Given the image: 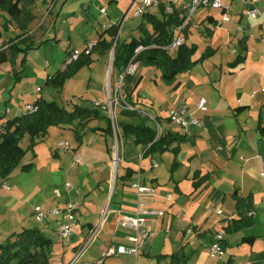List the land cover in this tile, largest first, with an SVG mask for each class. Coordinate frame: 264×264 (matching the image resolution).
<instances>
[{"label":"crops","instance_id":"crops-1","mask_svg":"<svg viewBox=\"0 0 264 264\" xmlns=\"http://www.w3.org/2000/svg\"><path fill=\"white\" fill-rule=\"evenodd\" d=\"M108 1L117 2V0ZM222 3L229 7L230 20L228 22L221 24L222 11L214 12L212 10L215 9L212 8H200L212 10L196 18L197 25L205 34V48H202L200 55L196 53L194 59H198L207 46L215 49L212 57L176 75L172 81H165L158 68L150 70L139 64L136 74L124 83V91L132 92L135 108L142 112L146 111V108L150 109L153 128H156L155 121H157L163 127V133L176 132L171 124H167V121L181 106H186L194 116L201 118V126L194 127L186 136V141L180 144L179 155L176 158L177 165L174 168H172L175 161L173 153L170 151V154H166L167 151L163 154L171 163L172 173L168 183H162L160 177L153 173L152 167H158L159 164L151 155L152 163L149 169L148 164L146 167L142 166L145 159L142 147L122 138L121 131L114 121L112 123L119 134V166L113 165L112 151L108 150L112 145L109 143V138L102 131L94 130L97 127H105L106 124H96L92 128L94 133L104 136L105 148L101 154H96L90 142H86L83 148L84 137L80 134L79 128L83 130L84 127L78 126V133L82 135L79 138L73 126H63L72 129L76 138L79 139L78 146L70 151L74 162L78 165L75 175L80 177L83 187L76 188L69 200L64 199L65 205L60 207L64 209L70 205L76 206L74 235L69 241L60 240L59 226L63 221L62 216L50 215L46 222H37L34 211L39 207L28 209L25 216V220H28L26 228L39 227L52 240V264H57L56 260L62 263L68 261L67 264H96L102 250L108 245H129L127 237L132 234V231L119 227L117 222L121 215H134L136 212L138 198L131 183L137 182L139 177L143 184L156 188L155 196L144 199L147 207L162 209L165 215L149 220L147 243L138 256L121 254L107 258L102 264H163L157 261L156 256L172 254L182 247L188 256V264H204L201 257H197V251L191 244H195L196 239H199L203 245L206 242L211 246L215 235L218 232H224V227L237 218L236 202L232 198L235 190L241 197L249 195L253 197L254 209L250 212L253 224L232 235L224 232L222 255L214 257L208 252L209 256L216 259L215 264H264V137L258 130L259 123H264V92L261 91L264 89V30L261 26L255 34L252 29L245 28L243 32H238L243 10L245 13L248 8L257 9L258 0H229V2L222 0ZM130 7L131 4L123 18ZM150 9L151 12L159 13V7ZM177 9L180 10V7ZM231 9L234 10L231 11ZM233 14L237 15V19L231 21ZM262 15H264L263 12ZM119 21L116 19L114 23L117 24ZM125 21L126 19L122 27ZM191 24L192 22L184 32L187 43V39L189 40L193 35L195 28L193 27L195 24L193 26ZM133 32L135 35L130 33L129 36L138 37L140 35L137 28ZM131 37L123 40L128 41ZM241 40H244L245 49L240 44ZM230 44L239 45V49L234 47L226 52V46L229 47ZM239 55L245 56L244 62L232 67L231 63ZM107 76L106 72L105 78ZM139 78L140 83L136 87ZM75 94L74 96H81L79 92ZM201 97L206 99L209 107L208 112L204 114L197 110V102ZM35 100L36 98L31 97L24 104H32ZM241 107L243 109L239 111ZM121 109L122 106L117 113L119 117L116 122H129V119L121 115ZM21 114L24 113L17 108L11 110L6 119ZM0 124L4 125V122ZM59 144L53 152L54 156L62 154L63 150L58 149ZM176 145L174 144L173 147ZM73 150L76 151L75 153L82 151L85 160H88L89 156H92L93 160L102 159L103 169L94 168L91 161L83 164L81 159L73 154ZM75 157L79 159L78 162ZM137 162H139L138 167ZM58 168L61 169V166ZM127 170L133 173L129 180L124 179ZM196 172L209 176L208 180L197 189L192 183ZM85 174L88 176L84 181ZM89 178L94 181V189H90L86 183ZM69 186L71 187L68 183L67 187ZM95 190L99 191L94 194ZM59 195V192L55 194L56 197ZM168 195H171V198H168ZM107 198H111L112 204L104 215L108 207V203L105 205ZM88 202H93V206H88L86 204ZM59 204L61 203L56 202L54 207ZM46 210L50 208L43 209V211ZM97 226L99 231L94 240L86 251L73 261L79 252V247ZM12 233H7V236ZM76 235L78 239L74 240ZM250 236L255 237L253 242H243V238ZM167 262L169 264V260Z\"/></svg>","mask_w":264,"mask_h":264},{"label":"rangeland","instance_id":"rangeland-1","mask_svg":"<svg viewBox=\"0 0 264 264\" xmlns=\"http://www.w3.org/2000/svg\"><path fill=\"white\" fill-rule=\"evenodd\" d=\"M162 1L166 2V0ZM226 2H229V0H226ZM130 4L131 0H117V2L108 0H37L35 10L38 13V19L29 26V32L32 35L30 43L34 44V48L28 51L26 62L22 63L23 56L18 55L14 60L0 66V123L6 120L11 110L18 108L21 113H24L23 104L31 97L36 99L42 97L48 101L55 100L67 109H71L74 104L98 108L103 114L110 116L111 120L116 122L117 117H119L117 113L124 105V85L120 80V74L113 68L114 52L111 49V51L101 55L100 49L116 37L112 36L111 31L104 28V26H111L117 19L120 20L116 24L119 27L121 19ZM257 6L256 8L264 13V0H258ZM101 9H104L105 13H102ZM134 9L129 12V16L119 32L118 39L120 41L131 37L129 36L130 33L135 35L133 31H136L138 24L141 23L140 17H133ZM210 10L212 9H200L194 15V20L192 19L191 26L195 24L193 26L195 28L193 29V35L187 41L197 46L196 55H200L205 48V34L201 32V28L197 25L196 18ZM217 10L212 11L216 12ZM242 13V21L238 27L252 29L254 34L261 26L264 30V15L253 19L246 16L244 10ZM3 15L5 16V14ZM231 18V21H233L237 19V15L233 14ZM14 27L13 24L14 32H18ZM4 40L5 38L0 40V47L4 45ZM89 41L100 42V45L93 49L90 54H81L80 61L84 63V66L72 78L66 79L61 89L55 88L52 84H46L48 77L67 67L69 52H82ZM234 47L239 49V45L230 44L229 47L226 46L225 51L229 52ZM146 67L150 70L156 69L155 66ZM106 72L108 76L105 78ZM121 86L123 89H121ZM75 92H79L81 96H74ZM97 102H99V105H96ZM131 109L138 108L132 107ZM137 111L139 115L136 117L124 115L123 117L129 119L131 124H138L140 121L153 124L150 109L146 108L145 113L142 110ZM96 124L103 125L106 123L102 119H96L85 126L83 130L79 128V132L84 137L83 148L86 146V142H90L95 148L96 154H101L105 148L104 136L98 135L92 130ZM1 125L3 124H0V127ZM75 135V132L68 127L62 125L50 126L45 138L36 137L34 139V142L37 143L24 154L21 161V165L33 162V169L22 172L19 166L12 177L4 181L10 186L11 191L0 186V244L6 242L7 233L20 231L28 226L26 224L28 220H25L28 209L32 207L34 209L39 207L42 210L48 207L52 209L56 202H60L59 207H61L65 205L66 201L64 199L69 200L70 195L74 194L76 188L83 187L80 183V177L75 175L78 165L74 162L70 151L79 144V139ZM108 138L110 145L112 144V158L115 154L118 159V130L114 138L111 136ZM60 142H67L68 150L63 149L60 156H54L53 152ZM30 143V137L26 135L21 142V146L27 149ZM73 151V154L79 157L83 164L86 161H91L94 168L103 169L104 161L102 159L93 160V157L89 156L90 160H85L82 151H78V153H75V150ZM164 153L151 155L159 164L158 167H152V171L160 177L162 183H168L172 173L170 171L171 163L167 161L165 155H163ZM166 154H170V151ZM148 157V159H144L142 166L146 167L148 164L147 168L149 169L152 160L150 156ZM112 162H114L113 159ZM136 165L138 167L139 162ZM58 166H61V169ZM88 170L90 169L88 168ZM87 176L88 174H85L83 180ZM2 180L0 178V182ZM68 183L71 187H67ZM86 183L90 189H94V181L89 178ZM97 191L95 190L94 194ZM57 192L60 195L56 197ZM56 198L58 199L56 200ZM111 198H107L105 202V205L108 203V209L112 204ZM86 204L90 207L93 206V202ZM75 238L78 239L77 235L73 239L75 240ZM195 242L191 246L196 249L197 257H201L202 263L215 264L216 259L210 258L211 255L209 256L208 253L209 243L205 242L203 245L199 239H196ZM55 263L67 264L68 261L62 263L56 260ZM159 263L168 264L167 260H162Z\"/></svg>","mask_w":264,"mask_h":264},{"label":"trees","instance_id":"trees-1","mask_svg":"<svg viewBox=\"0 0 264 264\" xmlns=\"http://www.w3.org/2000/svg\"><path fill=\"white\" fill-rule=\"evenodd\" d=\"M36 4L37 0H0V40L5 38L4 45L0 47V66L14 60L18 55L23 56L22 63L26 62L28 51L34 48V44L30 43L32 35L29 32V26L38 19V13L35 10ZM182 21V10L176 9L171 14H166L162 4L159 6V13L151 12V9H149L141 16V23L137 27L140 34L138 37L132 36L128 41L117 40L114 48L113 68L121 75L134 58V62L143 66H155L160 70L165 81H172L176 75L212 57L215 49L211 46H207L198 59H194L197 52V46L194 43L188 44L185 42L174 52L169 49L173 40V29L181 25ZM13 24L18 32H14ZM106 29L111 31L112 36H116L118 32L116 23L107 26ZM114 39L108 41L100 49L102 54L111 51ZM243 42L244 40H241L240 44L245 49L246 46ZM96 45L98 47L100 42H96ZM139 47H142L143 50L136 53ZM82 55L76 61L68 64L65 69L48 77L46 84H52L55 88L61 89L65 80L72 78L84 66V63L80 61ZM244 60L245 56L239 55L231 63V66L236 67ZM130 78L131 75H127L125 80L127 81ZM139 83L140 78L136 87ZM123 103L124 105H122L120 111L121 115L128 117L139 115L138 109L132 110L125 106L128 104L135 107L132 92L126 90L123 92ZM34 106L36 107L34 112L6 119L0 130V178L4 179L1 184L19 166L22 172L33 169V162L21 165V161L24 154L37 143L34 142V139L36 137L45 138L50 126H73L77 136L81 138L82 135L78 133V126L83 128L93 120L102 119L106 123L105 127H97L94 130L102 131L106 137L111 136L113 138L114 136L110 116L103 114L98 108L74 104L71 109H67L55 100L48 101L42 97L35 100ZM240 109L243 108L241 107L238 110L241 111ZM115 124L120 129L122 138L142 147L143 158L154 153L171 151L175 157L172 168L177 165L176 158L180 150V144L186 141V136L178 132L166 131L158 140H155V128L144 121H140L138 124L129 122H115ZM258 130L261 136L264 137V123H259ZM26 135L30 137L31 143L27 149H24L21 142ZM174 144L177 145L173 147ZM108 150L111 151L110 148ZM132 175L131 170H127L124 179L129 180ZM208 178V175H201L200 172L194 173L192 178L193 187L197 189ZM232 198L236 202L235 213L237 218L223 229L229 235L249 228L253 224V217L250 215V212L254 209L253 197L251 195L241 197L238 191L235 190ZM254 240V236L243 238V242H253ZM52 249L53 242L46 236L43 229L39 227L24 228L20 232L12 233L5 243L0 244V264H52ZM156 259L158 262L169 260V264H188L189 262L184 247L169 255H158Z\"/></svg>","mask_w":264,"mask_h":264},{"label":"built area","instance_id":"built-area-1","mask_svg":"<svg viewBox=\"0 0 264 264\" xmlns=\"http://www.w3.org/2000/svg\"><path fill=\"white\" fill-rule=\"evenodd\" d=\"M161 4L163 5L164 12L166 14H171L172 12H174V10L177 9V7H180V10H182V15H183L182 24L176 26L172 32L173 40L171 45L169 46V49L171 51H175L178 47H180L186 42L184 32L188 28L189 24L192 22V19L198 9L212 8L222 11V17L220 21L221 24H224L230 20V16L228 14L229 7L224 5L222 3V0H166V2H163L162 0H132L129 11L127 12L126 16L123 18L122 22L118 27L119 30L114 39L112 52H114V48L118 40V35L122 27V23L129 16L128 14L133 8H135L132 14L133 17H141L150 8L159 7ZM101 12L105 13V10L101 9ZM245 14L251 18H258L260 15H262V12L255 8H248ZM106 27L107 26H104V28ZM238 31L243 32L244 29L242 27H238ZM96 46H97L96 42L89 41L86 43V46L82 52L70 51L67 57L68 58L67 65L76 61L82 53L90 54ZM142 50L143 48L139 47L136 53H139ZM235 52L236 51L234 50V53ZM112 57H113V53H112ZM138 65L139 63L134 62V58L130 61L124 72L120 75V80L122 81L123 85L126 82L125 77L127 75L132 76L136 74ZM121 89H123L122 86ZM261 91L264 92V89H262ZM96 105H99V102H97ZM125 106L130 109L132 108L128 104H126ZM23 109H24L23 110L24 113L36 111V107L34 106V104H24ZM197 110L203 114L208 112L209 107L207 105V101L205 98L201 97L198 100ZM155 124H156L155 140H158L160 136L163 134V127L157 121H155ZM167 124H171L175 128L176 132H178L179 134L187 136L190 134L191 130L194 127L196 128L200 127L202 121L201 118L194 116V114L191 113L186 106H181L174 114L170 116L169 120L167 121ZM113 128H114V134L116 136L117 129L114 124H113ZM58 149L61 150L67 149V143L65 142L60 143ZM75 160L77 162L79 161V159L76 157ZM113 161H114L113 165L117 166L118 164L116 165V163L117 162L119 163V157L117 159V156L115 154L113 155ZM154 165H156V163ZM1 187L5 189L8 188V190L11 191V188H9V186H7L6 183H2ZM131 187L135 191V194L137 195L138 198V206L136 212L134 215H121L117 222L119 227L129 229L132 231V234L127 237L129 245H123V244L108 245L104 250H102L96 264H102L107 258L112 256H118L121 254H131L138 256L141 253V251L145 248L147 243V239L149 236L147 225L149 220L163 217L165 215V212L163 210L147 207L144 201L146 197H152L156 195V188L154 186L143 184L141 182V178L139 177L137 182L131 183ZM168 198H171V195H168ZM76 209H77L76 206L73 205H70L64 209L57 206L46 211H43L40 208H36L34 211V216L37 222L39 223L46 222L47 217L50 215L55 217L62 216L63 221L59 226V237L62 241H69L72 239L74 235V226L76 223ZM107 212H108V207L105 209L104 215H106ZM220 212L221 211H219V213ZM98 231H99L98 226L93 231H91L88 239L79 247V252L75 256L73 261H75L86 251L90 243L96 237ZM223 241H224V232L223 231L218 232L215 235L214 241L212 242L209 248V253L212 256L220 257L222 255Z\"/></svg>","mask_w":264,"mask_h":264},{"label":"bare ground","instance_id":"bare-ground-1","mask_svg":"<svg viewBox=\"0 0 264 264\" xmlns=\"http://www.w3.org/2000/svg\"><path fill=\"white\" fill-rule=\"evenodd\" d=\"M118 164V162L116 163V165Z\"/></svg>","mask_w":264,"mask_h":264}]
</instances>
